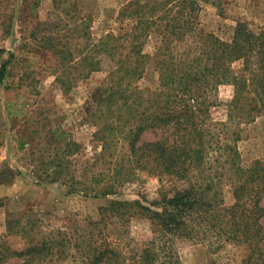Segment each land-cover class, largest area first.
Wrapping results in <instances>:
<instances>
[{
  "label": "trees",
  "instance_id": "obj_1",
  "mask_svg": "<svg viewBox=\"0 0 264 264\" xmlns=\"http://www.w3.org/2000/svg\"><path fill=\"white\" fill-rule=\"evenodd\" d=\"M202 1L207 0H131L119 14L134 23L129 32L108 33L97 42L86 32L83 48L63 60L74 71L84 67L85 77L111 64L105 93L87 119L94 129V154L80 165L82 146L58 130V139L39 149L37 157L31 151L35 184H61L68 195L115 196L143 175L186 185L161 187L154 201L114 200L101 209L98 221L85 218L65 228L25 216L9 219L7 234L0 237V264L14 259L20 264H179L180 247L203 242L215 251L226 244L246 246L242 264H264V160L243 164L238 134L228 131L229 124L264 115V25L255 30L238 22L227 43L199 27ZM153 36L157 45L149 52ZM46 42L64 53L51 39ZM150 62L159 78L156 90L138 84ZM10 64L11 58L0 64V84ZM55 85L65 92L74 86L62 73ZM224 85L234 88L228 120L214 122L211 109L221 103L218 91ZM151 133L158 138L145 140ZM224 179L232 189L229 206L220 192ZM9 180L2 171L0 184ZM134 218L149 221L150 236L143 241L128 236ZM8 236H19L26 247L12 249Z\"/></svg>",
  "mask_w": 264,
  "mask_h": 264
},
{
  "label": "rangeland",
  "instance_id": "obj_2",
  "mask_svg": "<svg viewBox=\"0 0 264 264\" xmlns=\"http://www.w3.org/2000/svg\"><path fill=\"white\" fill-rule=\"evenodd\" d=\"M131 0H0V64L11 58L8 75L0 84V173L7 172L9 183L0 184V237L7 234V220L30 217L43 220L49 228H65L76 221L90 218L98 221L101 209L114 200H134L141 197L154 201L159 198L161 187H183L174 180H159L143 175L125 186L121 194L91 198L84 194H67L61 184H35L32 175L31 151L58 139L55 131L64 132L80 143V165L94 154L92 133L87 121L103 95L111 64L105 62L102 69L90 73L84 67L74 71L67 53L83 48L85 34L99 41L108 33L124 35L134 23L119 19L120 10ZM199 27L222 41L230 43L238 22H247L258 30L264 25V0H207L201 2L198 12ZM51 39L62 55L50 48ZM55 38V39H54ZM157 45L153 36L147 45L151 52ZM236 63L234 68H240ZM64 74L73 88L63 91L55 85L58 74ZM66 83V82H65ZM142 88L156 90L159 78L154 62H150L143 78L138 83ZM234 88L224 85L219 88L221 103L211 109L214 122H227V104L233 98ZM229 133L239 137L238 149L243 164L264 160V115L254 121L229 124ZM158 134V133H157ZM157 134L145 135V140L158 138ZM223 135L222 139H226ZM25 141V149H20ZM213 168L220 170L219 163ZM212 171V167L210 169ZM206 174V172H205ZM6 175V174H5ZM229 181L223 180L220 189L226 205L233 200ZM264 224V221H263ZM129 238L143 241L150 236V224L146 219L134 218L129 224ZM12 249L22 250L26 241L19 236L5 238ZM246 246L226 244L215 251L207 242L188 244L178 249L179 264H242L248 256ZM11 260L7 264H20Z\"/></svg>",
  "mask_w": 264,
  "mask_h": 264
}]
</instances>
